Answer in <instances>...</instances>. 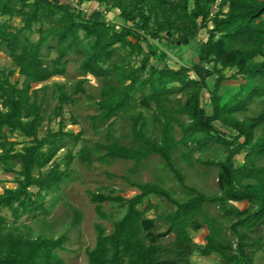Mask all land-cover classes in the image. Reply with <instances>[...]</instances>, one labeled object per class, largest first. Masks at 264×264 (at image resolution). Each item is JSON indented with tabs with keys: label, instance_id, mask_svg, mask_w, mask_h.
<instances>
[{
	"label": "trees",
	"instance_id": "trees-1",
	"mask_svg": "<svg viewBox=\"0 0 264 264\" xmlns=\"http://www.w3.org/2000/svg\"><path fill=\"white\" fill-rule=\"evenodd\" d=\"M85 2L103 9L89 12L81 7ZM113 10L119 11L121 24L107 18ZM15 18L23 24L17 26ZM202 30L207 38L200 43L198 59L170 66L159 43L193 45ZM0 49L12 58L11 67H0V168L16 175L18 184L0 193V264H67L60 254L68 250L67 234L34 237L10 227L3 209L11 211L15 222L25 215L48 214L47 199L72 175L69 167L76 157L87 165L110 159L139 165L152 156L160 157L188 196L178 197L161 182L128 177L138 190L131 197L114 190L91 192L97 214L110 219L112 229L96 224L87 264H190L196 253L218 254L223 264H264L251 253L262 247L261 238L249 240L250 231L264 224V109L246 115L264 99V0H0ZM71 62L82 76L75 94L96 100L85 85L88 76L101 81L98 113L90 117L95 130L107 124V141L83 145L76 157L69 153L64 170L55 163L45 171L66 139L82 134L66 131L61 117L57 131L40 135L45 116L35 85L66 75ZM226 70L234 72L229 76ZM16 73L19 78L13 81ZM212 76L216 80L211 89ZM230 78H238L239 84L222 93ZM58 88L56 115L62 116L74 98L63 85ZM206 89L211 112L202 100ZM118 117L128 121L130 132L114 133ZM15 134L25 140H15ZM206 152L225 156H195ZM180 158L191 167H217L218 191L208 194L188 185ZM151 196L166 200L171 208L159 212ZM239 202L248 206L241 208ZM107 204L126 211L113 218L105 211ZM151 210L155 217L148 215ZM81 221V211L75 210L72 225ZM203 227L208 233L201 245L191 230Z\"/></svg>",
	"mask_w": 264,
	"mask_h": 264
},
{
	"label": "rangeland",
	"instance_id": "rangeland-1",
	"mask_svg": "<svg viewBox=\"0 0 264 264\" xmlns=\"http://www.w3.org/2000/svg\"><path fill=\"white\" fill-rule=\"evenodd\" d=\"M70 1L76 4L77 0H64ZM89 12L92 9L100 8L103 6L96 2H85L82 6ZM216 10V8H215ZM118 10L109 11L107 18L117 24H121L123 20L118 15ZM13 22L17 26H21L23 23L20 18H15ZM29 33V32H28ZM38 32L32 34L33 39H37ZM207 38V33L202 30L198 40L193 45H181L175 48L168 47L167 45L159 43L161 49L166 54V62L174 67L178 68L181 65H191L193 61H196L197 53L199 51L201 41ZM158 64V60L153 61ZM12 58L8 52L0 49V67H11ZM229 76L234 72L233 70L225 71ZM81 74L78 70L76 63L71 62L68 65L67 74L64 76H56L45 83L35 85L39 88L40 99L43 100V114L45 121L40 129V135L44 136L49 130L57 131L60 125V118L63 117L65 123V130L75 133H81L79 139L67 138L64 147L59 151L56 156L55 162L46 167L45 171H48L55 163L59 164L60 168L64 170L67 167V155L72 153L78 154V151L83 145L90 147H96L98 142L107 141V124L103 125L101 129L95 130L91 125V115L98 113V107L96 101L99 99V90L101 81L94 76H88L89 80L85 87L89 93L95 95L96 100H90L85 94H75V84L81 78ZM19 73L13 76V81L18 80ZM216 77L212 76L208 80L209 88H213ZM23 78L20 79V85H22ZM59 84L63 85L67 94L71 95L74 99L68 102L63 110L62 116L56 115V109L59 104ZM239 84L238 78H230L225 81L224 87L221 92L229 90L230 87H235ZM202 100L208 111H212L210 101V90L206 89L203 92ZM264 109V99H258L250 108L246 114L248 116L257 115ZM244 117V115H241ZM76 120V122L74 121ZM218 126L227 134H232V129L217 123ZM114 133L119 136L123 132H130L128 121L122 117L116 119L114 126ZM262 129L257 131L260 135ZM182 135L181 130L178 128L177 136L180 138ZM15 140L24 141L25 138L19 134L12 136ZM127 141V140H124ZM22 146V145H20ZM196 157L202 158H223V153H196ZM242 159V156H239ZM184 173L186 174V183L190 186H196L201 188L208 194H214L218 191V168L215 166H205L200 163H195L193 167L189 166L181 158L179 159ZM72 170V175L67 177L59 192L50 195L47 199V206L49 213H40L37 216L25 215L19 221L15 222L14 217L9 209H3V213L9 218V225L12 228L19 227L23 232H29L35 236H54L57 237L61 234H67L70 240L67 242V251H60V254L65 258L67 264H87V249L95 246L97 231L96 224L103 223L108 231L112 229V223L110 219L101 218L96 210L95 205L91 201L90 193L93 191H108L114 190L116 193L122 194L126 197L135 195L138 190L130 184L127 180L135 182H161L168 188L172 189L175 194L180 198H186L188 196L185 188L174 177L173 173L164 167L160 157L152 156L148 160L143 161L139 165H136L134 161H127L123 159H110L107 163L95 161L92 165L81 163L77 157L72 161L69 167ZM17 176L6 173L0 168V193L3 192L5 187H16ZM35 191L36 188H33ZM151 200L159 205V212L168 210L171 205L166 201L156 196H151ZM241 208H246L248 204L246 202L237 203ZM146 206V202L142 205V208ZM75 210H80L82 213V221L79 225L73 226L72 220L74 218ZM105 211L109 216L113 218L122 217L126 211V208L120 207L117 204H107ZM214 211V210H213ZM148 215L155 217L154 210L148 212ZM191 233L197 244H205V236L208 233L206 227L199 230H191ZM261 238L262 247H259L256 251L251 250L254 253L255 260L257 262L264 261V224L253 231H250L249 240ZM170 239V238H169ZM190 264H223L222 259L218 254L211 256H202L196 253L191 260Z\"/></svg>",
	"mask_w": 264,
	"mask_h": 264
}]
</instances>
